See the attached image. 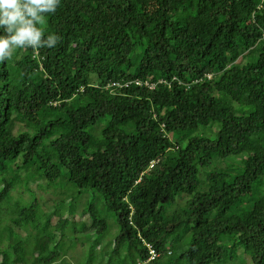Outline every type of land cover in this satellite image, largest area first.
<instances>
[{
	"label": "trees",
	"instance_id": "obj_1",
	"mask_svg": "<svg viewBox=\"0 0 264 264\" xmlns=\"http://www.w3.org/2000/svg\"><path fill=\"white\" fill-rule=\"evenodd\" d=\"M42 27L54 48L0 63V264L83 232L88 264H264V0H62ZM57 184L102 199L110 243L94 206L40 211Z\"/></svg>",
	"mask_w": 264,
	"mask_h": 264
},
{
	"label": "clouds",
	"instance_id": "obj_2",
	"mask_svg": "<svg viewBox=\"0 0 264 264\" xmlns=\"http://www.w3.org/2000/svg\"><path fill=\"white\" fill-rule=\"evenodd\" d=\"M61 2L0 0V63L10 60L17 49L54 48L61 37L46 32L42 25L45 15L55 14Z\"/></svg>",
	"mask_w": 264,
	"mask_h": 264
},
{
	"label": "rangeland",
	"instance_id": "obj_3",
	"mask_svg": "<svg viewBox=\"0 0 264 264\" xmlns=\"http://www.w3.org/2000/svg\"><path fill=\"white\" fill-rule=\"evenodd\" d=\"M212 169V168H209ZM209 169H202L200 173V180L203 178L205 173H208ZM213 170V169H212ZM61 184H57L51 187L52 190H49L48 192H42L38 191V198L40 199L39 202V207L41 208L40 211H46L48 210L53 211L54 209H62L59 212L61 213L55 214L52 216L53 222H57L58 220H64L67 218H70V226L68 227V230L70 228H73V225L76 223L78 227H80V224H82L85 220V217L89 218V216L85 215L83 212L91 207L94 206L97 211L99 212L98 214L102 217L105 218L108 221V228L109 231L108 233L101 238V243L100 247L103 245H106L110 243L113 238L116 236V234L119 233V228L116 226L115 222V214L112 212H109L107 209H105V206L102 202V199L97 196L94 192L90 191L88 193H78L76 190L75 192L69 191L68 187L63 188V192L60 190ZM71 187V186H70ZM53 192V193H52ZM32 200V199H31ZM59 200L58 204L57 201ZM62 200V201H61ZM48 202L45 205H43L41 202ZM23 202V201H22ZM25 202V201H24ZM26 203V202H25ZM46 217H44L43 213H40L39 215V222H44ZM91 221V218H90ZM68 223V222H67ZM89 233L83 232L79 233L78 236V243L80 244H85L86 246V252L82 253L81 249H78L76 252H72L68 254L66 257L62 258L59 264H88L89 258H88V252L90 250V247L95 244L96 239L98 238L97 236L89 237ZM73 237L69 239V236L65 238L63 243H66L67 246L69 245H74V242L72 241ZM79 248V247H78ZM177 256V253L174 252V255L172 258H175ZM23 258L29 262H33V257L27 256L25 253L23 254ZM237 264H242V258L238 257L235 258Z\"/></svg>",
	"mask_w": 264,
	"mask_h": 264
},
{
	"label": "built area",
	"instance_id": "obj_4",
	"mask_svg": "<svg viewBox=\"0 0 264 264\" xmlns=\"http://www.w3.org/2000/svg\"><path fill=\"white\" fill-rule=\"evenodd\" d=\"M208 79L212 78L211 74L206 75ZM131 86H138V87H145V88H149V89H153L155 88V84L151 83L147 80H141V79H136L133 81H129V82H112L110 83L109 87L110 89H123V88H129ZM151 167H153V164L151 165ZM144 245L146 246L148 253H149V259L148 260H154L155 258L159 257V253L156 252V250L154 249V247L143 241Z\"/></svg>",
	"mask_w": 264,
	"mask_h": 264
}]
</instances>
